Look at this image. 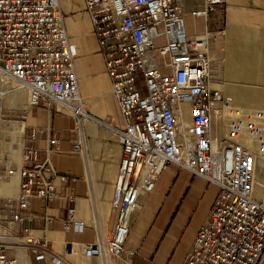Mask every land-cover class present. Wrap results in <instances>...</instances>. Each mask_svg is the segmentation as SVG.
<instances>
[{
	"label": "built area",
	"instance_id": "built-area-1",
	"mask_svg": "<svg viewBox=\"0 0 264 264\" xmlns=\"http://www.w3.org/2000/svg\"><path fill=\"white\" fill-rule=\"evenodd\" d=\"M84 1L124 117L122 128L105 123L118 131L122 145L113 235L107 242L87 244L88 254L122 255L139 194L152 193L162 171L174 164L218 188L209 218L183 264H264V201L255 190L256 167L264 164V106L236 105L209 86L213 33L187 35L181 0ZM225 2L203 0L194 13L208 16ZM78 55L60 0H0V126L17 120L15 110L1 104L16 89L12 82L29 93L19 121L32 106L43 103L72 113L80 125L89 112L79 89ZM224 110L237 116L218 137L213 118L218 113L224 118ZM78 131L83 134L81 127ZM35 141V133L23 137L20 169L8 166L0 171V179L16 171L21 176L18 196L0 198V228L4 221L21 223L30 217L32 198L52 199L55 178L69 179L58 174L50 158L57 139L51 138L45 150ZM65 226L75 232L85 229L75 207L68 208ZM24 232L28 236L29 228ZM16 239L0 233V264H18L6 253ZM29 240L36 258L44 259L46 243ZM53 260L63 264L57 257Z\"/></svg>",
	"mask_w": 264,
	"mask_h": 264
},
{
	"label": "crops",
	"instance_id": "crops-1",
	"mask_svg": "<svg viewBox=\"0 0 264 264\" xmlns=\"http://www.w3.org/2000/svg\"><path fill=\"white\" fill-rule=\"evenodd\" d=\"M180 3L189 37L213 33L209 86L230 97L236 105L264 106V0H226L208 16L194 13L202 8L203 0ZM60 6L70 39L79 51L75 65L89 116L78 125L72 113L55 106L49 109L40 103L30 108L21 123L6 125L8 129L0 126V171L8 166L17 169L23 166V137L35 133V144L43 150L50 147L51 138L57 139L50 158L58 174L69 177L67 181L55 178L56 192L52 199L32 198L30 217L23 222L4 221L0 233L17 237L6 253L16 257L18 264H55L54 257L63 264H183L200 226L209 218L218 188L201 177L191 180V173L174 164L165 170L172 175L177 198L166 205V197L153 195L156 188L152 193L139 194L138 207L129 217V234L122 255L91 256L87 252V244L107 242L113 235L116 218L113 197L122 145L118 131L105 123L122 128L124 117L99 52L85 1L60 0ZM7 94L3 99L6 107L27 106L25 101L20 103L27 94L24 88ZM218 107L222 108V104L218 103ZM227 124L225 114L224 118L216 114L214 134L224 136ZM258 164L255 174L263 185L264 164ZM20 183L18 171L0 179V198H16ZM69 207H75L77 217L85 222L82 232L65 226ZM197 211L202 212L199 217ZM25 227L29 228L28 236ZM29 239L46 243L44 259L36 258Z\"/></svg>",
	"mask_w": 264,
	"mask_h": 264
},
{
	"label": "rangeland",
	"instance_id": "rangeland-1",
	"mask_svg": "<svg viewBox=\"0 0 264 264\" xmlns=\"http://www.w3.org/2000/svg\"><path fill=\"white\" fill-rule=\"evenodd\" d=\"M158 63L160 65L163 64V59L162 57L158 56ZM18 84L16 82H12L10 86H17ZM23 88V87H22ZM17 89V88H16ZM24 89L26 90V96L25 97H22L20 99V103L21 102H29V93H28V90L24 87ZM5 97V96H4ZM4 99V98H3ZM7 103V102H6ZM1 104L3 107H5L6 109H12V110H15L13 111V114H15L17 120L14 121V122H11V123H5V122H2L1 126L4 127L5 129H8V126L6 125H13L15 126V124L17 123H21L22 121H19V115L21 114V110L24 109L22 108L21 106L20 107H14V108H9V107H6L3 100L1 101ZM224 114H225V118L227 119V121L229 119H233L237 116V113H234L233 111H229V110H225L224 111ZM19 121V122H18ZM4 125V126H3ZM1 127V128H2ZM259 165V164H258ZM164 171V170H163ZM162 171V172H163ZM162 174V173H161ZM161 176V178H160ZM158 180H157V184H156V192L154 193L153 192V195L156 196V197H160V198H164L166 197V205H169L171 203V201H173L175 198H177V195H178V191L176 189V186L173 185V178H172V175L170 172L166 171L160 175ZM190 177H191V180L195 179L197 176H194V175H191L190 174ZM255 190H256V195L261 198V194H260V183H259V180H258V175H256L255 177ZM206 181V180H205ZM207 182V181H206ZM209 183V182H207ZM211 184V183H209ZM262 199V198H261ZM202 212L201 211H197L195 214L197 217H199V214H201Z\"/></svg>",
	"mask_w": 264,
	"mask_h": 264
},
{
	"label": "bare ground",
	"instance_id": "bare-ground-1",
	"mask_svg": "<svg viewBox=\"0 0 264 264\" xmlns=\"http://www.w3.org/2000/svg\"><path fill=\"white\" fill-rule=\"evenodd\" d=\"M16 88H22V86H20L19 84L16 86ZM24 88V87H23ZM8 95V94H7ZM18 98V97H17ZM8 99V98H7ZM27 105H29V103H27ZM185 117H188V113L185 115ZM256 177V174H255ZM260 194H261V198H259L260 200L264 201V184L260 185Z\"/></svg>",
	"mask_w": 264,
	"mask_h": 264
}]
</instances>
